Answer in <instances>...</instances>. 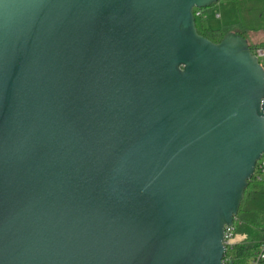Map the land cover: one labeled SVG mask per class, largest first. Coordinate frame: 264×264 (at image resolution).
<instances>
[{"label": "water", "instance_id": "95a60500", "mask_svg": "<svg viewBox=\"0 0 264 264\" xmlns=\"http://www.w3.org/2000/svg\"><path fill=\"white\" fill-rule=\"evenodd\" d=\"M219 1L0 0V264H224L264 69Z\"/></svg>", "mask_w": 264, "mask_h": 264}, {"label": "trees", "instance_id": "16d2710c", "mask_svg": "<svg viewBox=\"0 0 264 264\" xmlns=\"http://www.w3.org/2000/svg\"><path fill=\"white\" fill-rule=\"evenodd\" d=\"M212 6L202 8V16L195 17L197 31L201 35L213 42H218L226 32L234 31L248 40L252 50L264 46V40L257 42L249 40L238 23L223 25L219 28L204 24L203 17L211 11ZM198 18L200 26L197 24ZM262 31L264 32V29ZM233 226L235 234L241 239L224 255V264H253V260L261 252V245L264 243V176L261 180L252 176L248 181ZM260 263H264V258Z\"/></svg>", "mask_w": 264, "mask_h": 264}, {"label": "rangeland", "instance_id": "374dc122", "mask_svg": "<svg viewBox=\"0 0 264 264\" xmlns=\"http://www.w3.org/2000/svg\"><path fill=\"white\" fill-rule=\"evenodd\" d=\"M215 13L220 16L216 17ZM203 22L212 28L238 23L249 40H264V0H220L211 7V11L203 17ZM200 26V19H197Z\"/></svg>", "mask_w": 264, "mask_h": 264}, {"label": "built area", "instance_id": "2783aa9c", "mask_svg": "<svg viewBox=\"0 0 264 264\" xmlns=\"http://www.w3.org/2000/svg\"><path fill=\"white\" fill-rule=\"evenodd\" d=\"M202 14L203 11L201 9L194 10L195 17H200L202 16ZM215 16L219 17L220 14L215 13ZM252 52L257 57V61L264 69V46L256 47L252 50ZM253 176H255L256 179L259 180H261L262 177L264 176V154L257 160ZM237 241L238 239H237V235L235 234L234 226L233 225L225 226L223 244L226 247V253L234 247ZM263 251H264V243L261 245V252L253 260V264H259L261 262V260L264 258Z\"/></svg>", "mask_w": 264, "mask_h": 264}, {"label": "crops", "instance_id": "0c3cea01", "mask_svg": "<svg viewBox=\"0 0 264 264\" xmlns=\"http://www.w3.org/2000/svg\"><path fill=\"white\" fill-rule=\"evenodd\" d=\"M237 239H238V240H240V239H241V237L237 235ZM259 264H264V263H259Z\"/></svg>", "mask_w": 264, "mask_h": 264}]
</instances>
